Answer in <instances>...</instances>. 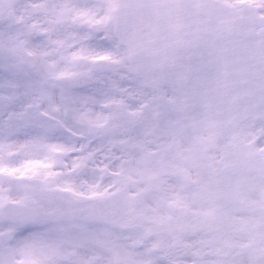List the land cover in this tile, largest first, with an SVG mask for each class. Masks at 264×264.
Wrapping results in <instances>:
<instances>
[{
  "label": "snow or ice",
  "instance_id": "snow-or-ice-1",
  "mask_svg": "<svg viewBox=\"0 0 264 264\" xmlns=\"http://www.w3.org/2000/svg\"><path fill=\"white\" fill-rule=\"evenodd\" d=\"M0 264H264V0H0Z\"/></svg>",
  "mask_w": 264,
  "mask_h": 264
}]
</instances>
